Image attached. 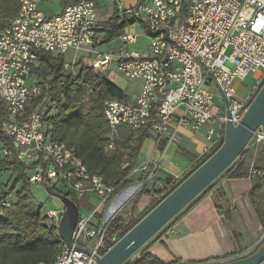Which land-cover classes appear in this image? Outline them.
<instances>
[{"label": "built area", "instance_id": "2783aa9c", "mask_svg": "<svg viewBox=\"0 0 264 264\" xmlns=\"http://www.w3.org/2000/svg\"><path fill=\"white\" fill-rule=\"evenodd\" d=\"M99 1L82 0L47 17L40 10L43 0H19L16 15L0 28V103L6 111L1 132L10 142V148L0 147V157L14 158L26 166L30 184H45L77 200L88 194L101 200L89 216H79L72 247L62 243L51 264H96V258L109 250L108 226L124 207L92 227L91 218L117 187L91 175L65 145L50 139L43 110L27 113L28 106L43 93L32 78L39 52L63 57L69 51L84 53L80 62L75 57L64 62V71L80 66L95 74L108 71L140 83L132 98L104 101V118L111 131L147 132L166 144H175L181 130L199 133L204 129L209 143L204 155L224 134L228 119L222 98L229 103L230 121L237 125L257 85L264 81V0H138L135 7L117 11L119 21L133 24L115 40L120 45L109 54L98 52L105 43L97 18ZM135 23L149 39L142 51L131 48L140 38L134 31ZM258 73L256 85L238 100L234 82ZM212 87L220 92L219 106ZM109 138L106 151L112 153V134ZM252 139L264 145L263 131L258 129ZM138 170L146 185L152 181L157 164L148 158ZM251 174L264 180L263 169L251 167ZM62 212L63 207L49 210L45 217L58 226Z\"/></svg>", "mask_w": 264, "mask_h": 264}, {"label": "trees", "instance_id": "16d2710c", "mask_svg": "<svg viewBox=\"0 0 264 264\" xmlns=\"http://www.w3.org/2000/svg\"><path fill=\"white\" fill-rule=\"evenodd\" d=\"M18 1L0 0V25L4 20H9L16 15ZM54 1L65 8L82 0ZM131 24H133L132 21L123 20L121 22L114 16L107 23L100 25V31L105 33V43L115 41ZM63 64V56H54L45 52L38 53L32 78L42 87L43 93L28 106L27 113L43 110V123L50 139L65 145L83 162L91 175H97L105 184L117 187L110 201L129 185L128 177L136 169L141 145L148 138L147 132L132 134L126 130L111 131L104 118V101L108 98L128 100L129 97L118 86L109 82L104 75L95 74L92 70L81 67L73 78L71 74L64 71ZM263 82L257 85L253 97ZM45 103L55 106L54 115H50L51 109H45ZM81 104L84 105L81 107ZM5 117L4 105L0 103V147L10 148V142L1 132V122ZM111 134L115 150L107 153ZM222 141L223 135L217 145L209 153L203 155L182 179L169 177L165 180L163 189L154 193L147 210L134 218L137 201L146 192L143 187L131 200L129 218L118 214L110 222L107 231L110 239L108 248L211 156L220 147ZM165 146V140L157 139L156 149L158 151L162 152ZM247 147L221 177L234 179L246 177L249 167L264 170V150L250 166L245 159L248 152ZM2 171L10 172L11 176L7 183L0 187V264H51L63 245L59 239L56 224L41 215L42 206L36 203L31 184L28 182V168L14 158L0 157V172ZM41 185L49 196L61 195L55 189L45 184ZM18 186H20L19 189H17ZM263 187L264 180L249 194V199L262 226H264V195H261ZM209 188L186 208L192 206ZM12 195L13 198H10ZM66 197L80 209V202L83 199L77 200L72 194H67ZM7 200L10 201L9 206L5 205ZM86 208L92 210L89 206ZM178 216L179 214L172 221ZM147 248L148 246L141 249L125 264H163L151 257L147 253Z\"/></svg>", "mask_w": 264, "mask_h": 264}, {"label": "crops", "instance_id": "0c3cea01", "mask_svg": "<svg viewBox=\"0 0 264 264\" xmlns=\"http://www.w3.org/2000/svg\"><path fill=\"white\" fill-rule=\"evenodd\" d=\"M137 2L138 0H100L97 5L99 25L107 23L116 16L118 10L135 7ZM107 3H112L110 12L100 15L99 10ZM63 9L60 6L57 12L50 11L44 7V0L40 6V10L47 17L57 15ZM7 21L8 19L4 20L0 28ZM107 80L123 90L119 86L118 77ZM139 90L140 83L136 94ZM214 113H218L217 108L214 109ZM216 128L222 130L219 125ZM204 131L203 129L199 133H192L181 130L178 141L175 144H166L162 152L156 149L157 139L151 133H147L148 138L141 145L136 169L128 177L129 185L125 189L130 188V192L124 191L125 189L120 191L98 210L91 218L90 225L98 227L121 207H127L130 200L143 187L146 192L137 201L135 212L144 213L154 193L163 189L165 180L169 177L182 179L203 157L205 149L209 146ZM252 156V151L248 149L245 159L250 166L254 160ZM148 158L157 164V170L152 181L143 185V174L138 167ZM260 183L262 180L251 174L250 167L247 176L243 178L220 176L192 206L185 208L174 221L148 242L147 253L163 264H215L254 253L264 242V226L257 218L249 194ZM261 195H264V187L261 189ZM85 197L88 198L89 207L92 209L86 208V215L89 216L95 208L93 206L96 196L88 194ZM53 198L55 200L53 205L57 209L62 208L58 199Z\"/></svg>", "mask_w": 264, "mask_h": 264}, {"label": "water", "instance_id": "95a60500", "mask_svg": "<svg viewBox=\"0 0 264 264\" xmlns=\"http://www.w3.org/2000/svg\"><path fill=\"white\" fill-rule=\"evenodd\" d=\"M222 99L228 121L224 127L223 141L220 147L148 211L102 257L96 258V264H125L132 259L236 161L258 129L264 133V82L237 125H233L230 121L229 103L224 97ZM56 198L63 207L57 226L58 236L66 247L71 248L72 233L80 216L79 208L65 195H58ZM263 263L264 242L257 251L250 255L215 264Z\"/></svg>", "mask_w": 264, "mask_h": 264}, {"label": "rangeland", "instance_id": "374dc122", "mask_svg": "<svg viewBox=\"0 0 264 264\" xmlns=\"http://www.w3.org/2000/svg\"><path fill=\"white\" fill-rule=\"evenodd\" d=\"M111 6H112V3L105 4L102 7V9L99 10V14L105 15V14L109 13ZM44 7L46 9H49L50 11H54V12H57L60 9L59 3L57 1H54V0H44ZM133 28H134V31L137 33V35H139L140 38L138 39L136 44L131 46V48L135 49V50H140V51L145 50L147 47V44L149 43L148 37L145 36L143 28L138 23H135ZM119 45H120V43L117 41H113L111 43H104L101 47L98 48V52L101 54H109L111 52L113 53L114 51L117 50ZM126 47H127V45H126ZM84 56H85L84 53L75 54L73 51H69L68 53H66L64 55V62L69 63L73 57L76 58L77 62H80V60ZM112 68L113 67H111V69ZM79 70H80V66H77L75 69H72V70L70 69L68 73L69 74L74 73V75H77ZM103 75H104V77L109 78V79H112L114 77H118V79L120 80L119 86L123 89L124 93L128 97L131 98L132 96H134L136 94L138 86H139L138 81L124 79L120 76H115L113 74L110 75L108 71H106ZM259 76H260V73L250 75L243 82L238 81V80H236L234 82L233 88L236 91V98L238 100H242L245 97L247 90L256 84L257 78H259ZM211 90H212V93L215 97L216 105L219 106L221 104L220 92L218 91V89H216V87H212ZM83 105L84 104H81V107ZM45 109L46 110L51 109L50 115H54L56 113V109H55V106L53 104L45 103ZM247 146H248L247 149H250L252 151V155H253L252 157H254V159L257 158V156L261 153V151L264 150V145L263 144H256L255 139H251V141L248 143ZM10 176H11V173L8 171L0 172V187L7 183ZM27 176L28 177L30 176V172H27ZM19 187L20 186H18L17 189H19ZM129 189L130 188H127L124 191L130 192ZM31 191L33 193V197H34L36 203L42 206V211H41L42 216H45L46 212L49 210L57 209L53 205V202L55 201L54 198L49 196V194L46 192V190L44 189V187L41 184H31ZM10 198H13V195ZM100 202H101V200L98 199L97 197H95L93 207L96 208L100 204ZM88 203L89 202H88L87 197L83 198V200L80 202V216L81 217L87 216L86 215L87 214L86 207L89 206ZM130 209H131V201L129 202L127 207H125L124 210H122L119 214H123V216L125 218L127 217V219H128L130 216V213H129ZM142 214H143V212L139 213V212H135V210H134V218L137 217L138 215H142ZM146 245L144 247H146Z\"/></svg>", "mask_w": 264, "mask_h": 264}]
</instances>
